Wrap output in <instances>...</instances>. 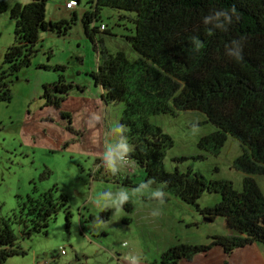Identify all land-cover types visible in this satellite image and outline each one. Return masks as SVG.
<instances>
[{
  "label": "rangeland",
  "instance_id": "1",
  "mask_svg": "<svg viewBox=\"0 0 264 264\" xmlns=\"http://www.w3.org/2000/svg\"><path fill=\"white\" fill-rule=\"evenodd\" d=\"M4 1L7 9L0 12V65H4L7 50L16 43V20L11 9L18 3L30 2ZM66 1L48 0L46 18L52 22L71 21L76 15L75 24L67 35L41 32L31 65L12 78L11 100L0 101V215L9 219L17 236L16 246L24 252L5 264H122L121 257L128 252L139 254L141 263L160 264L170 240L167 232L173 240L169 248L182 243L208 245L215 235L233 234L224 218L207 222L195 207L168 192L164 191L163 205L150 199L147 192L133 196L131 190L147 182L143 169L134 163L116 175L100 167L105 135L114 123L122 124L124 104L107 101L92 74L108 55L123 52L130 61L138 59L128 41L134 34L135 16L103 7L100 19L91 24V28L99 29L92 40L83 22L85 12L91 10L90 0H80L74 11L65 10ZM102 25L106 31L100 29ZM56 84L71 86L68 93L50 89L51 98L63 97L59 107L48 105L44 96L45 87L53 88ZM93 113L101 116L100 123L91 119ZM151 122L174 141L164 161L166 170L192 169L209 180H229L237 190L243 189L245 174L235 168L243 147L235 138L230 136L218 155L199 147L203 137L217 130L205 114H161L152 117ZM194 122L199 127L195 135L191 132ZM255 178L264 193V176ZM151 187L164 190L158 183ZM120 189L129 192L128 204L133 205L130 211L91 202L105 191ZM50 190L68 197L72 215L69 225L65 213L60 211L48 234L24 237V226L15 216H20L28 197L38 199ZM219 201V194L205 193L198 203L204 208ZM156 208H160L161 214L154 217L151 213ZM167 219L173 220L172 227ZM123 241H128L127 248L121 247ZM259 246L264 249V245ZM219 248L213 247L198 256L205 258Z\"/></svg>",
  "mask_w": 264,
  "mask_h": 264
},
{
  "label": "trees",
  "instance_id": "2",
  "mask_svg": "<svg viewBox=\"0 0 264 264\" xmlns=\"http://www.w3.org/2000/svg\"><path fill=\"white\" fill-rule=\"evenodd\" d=\"M47 1L30 0L11 9L16 43L5 54L6 67L0 65V101L11 100L12 78L31 65L41 32L67 35L77 20L74 15L71 21H48ZM89 4L91 10L85 12L83 22L92 40L99 29L91 24L100 19L103 7L135 16L134 34L128 41L138 59L130 61L123 52L108 55L92 74L107 101L124 104L122 124L133 146L130 159L143 169L147 181L163 185V191L195 207L206 220L224 218L233 232L213 236L208 245L171 246L161 264H179L213 247L230 255L250 245H264V193L255 178L264 176V0H90ZM6 9L2 0L0 12ZM217 9L232 14V22L224 30L203 23ZM193 37L203 45L199 51H194ZM242 37L243 59L236 60L228 52L231 42ZM70 88L65 84L46 86L47 104L59 107L63 100L51 98L50 89L68 93ZM183 111H200L217 128L201 139V149L218 155L230 136L242 145L243 153L235 160V168L245 174L242 190L229 180H209L192 169L166 170L164 161L174 141L151 118ZM205 193L219 194L220 201L201 208L198 202ZM123 207L130 211L133 205ZM60 211L68 226L72 216L68 197L50 190L38 199L28 197L20 216L15 217L24 226V237L30 238L48 234ZM16 243L9 219L0 215V264L24 254Z\"/></svg>",
  "mask_w": 264,
  "mask_h": 264
},
{
  "label": "clouds",
  "instance_id": "3",
  "mask_svg": "<svg viewBox=\"0 0 264 264\" xmlns=\"http://www.w3.org/2000/svg\"><path fill=\"white\" fill-rule=\"evenodd\" d=\"M231 13H235V9H231ZM232 14L222 9L213 10L209 15L203 18L205 25L211 24L215 29H226V26L232 22ZM194 51H199L203 45L198 38L193 37ZM228 46H226L227 48ZM242 48H243V37L240 40H233L231 42V48L228 52V56L235 58L236 60H242ZM91 119L96 123L101 122V116L97 113H93ZM126 127L118 122L114 123L105 135L103 144V151L100 155V167H103L107 172L112 175L120 173L126 168L133 166V161L130 159V153L133 151V146L129 143L127 135H125ZM191 132L193 135L199 132L198 123H192ZM155 183L154 180H148L142 182L131 190L133 196H142L145 192L149 194V198L156 200L160 205L165 202L166 193L162 188L153 189L151 186ZM130 200V195L127 190L120 189L116 192L105 191L101 193L91 202L97 206L114 207L117 210L122 209L125 203ZM103 202V203H102ZM161 214L160 208H156L152 211V216H159ZM122 248L128 247V241H123L121 244ZM122 264H141V256L128 252L121 257Z\"/></svg>",
  "mask_w": 264,
  "mask_h": 264
},
{
  "label": "crops",
  "instance_id": "4",
  "mask_svg": "<svg viewBox=\"0 0 264 264\" xmlns=\"http://www.w3.org/2000/svg\"><path fill=\"white\" fill-rule=\"evenodd\" d=\"M143 219H145V217H143ZM146 219L148 218L146 217ZM166 222L169 224V226L172 227L173 220L167 219ZM231 235L232 233H230V235L228 236ZM171 236H172L171 233L167 232L166 237H168L170 240L167 241V244L164 247V252L171 245L170 241L173 242ZM119 256L121 255H118V257ZM141 264H146V263L142 262ZM155 264H159V263H155ZM179 264H264V249L261 246L254 244L243 249H237L232 254L227 255L223 249L219 248L218 250H213L212 253H210L205 258L202 257L200 258V256L197 255L192 259L187 260L186 262L182 261Z\"/></svg>",
  "mask_w": 264,
  "mask_h": 264
},
{
  "label": "built area",
  "instance_id": "5",
  "mask_svg": "<svg viewBox=\"0 0 264 264\" xmlns=\"http://www.w3.org/2000/svg\"><path fill=\"white\" fill-rule=\"evenodd\" d=\"M78 6H79V3L77 2V0H68L65 3L64 8L67 11H74ZM100 29L105 30V26L102 25ZM62 254H65V250L62 251Z\"/></svg>",
  "mask_w": 264,
  "mask_h": 264
},
{
  "label": "water",
  "instance_id": "6",
  "mask_svg": "<svg viewBox=\"0 0 264 264\" xmlns=\"http://www.w3.org/2000/svg\"><path fill=\"white\" fill-rule=\"evenodd\" d=\"M206 220V219H205ZM207 222H212V221H210V220H206Z\"/></svg>",
  "mask_w": 264,
  "mask_h": 264
}]
</instances>
